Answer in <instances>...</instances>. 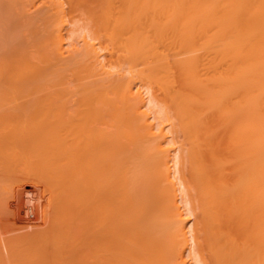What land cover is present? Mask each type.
Returning <instances> with one entry per match:
<instances>
[{
	"label": "bare ground",
	"instance_id": "bare-ground-1",
	"mask_svg": "<svg viewBox=\"0 0 264 264\" xmlns=\"http://www.w3.org/2000/svg\"><path fill=\"white\" fill-rule=\"evenodd\" d=\"M0 264H264V0H0Z\"/></svg>",
	"mask_w": 264,
	"mask_h": 264
},
{
	"label": "rangeland",
	"instance_id": "rangeland-1",
	"mask_svg": "<svg viewBox=\"0 0 264 264\" xmlns=\"http://www.w3.org/2000/svg\"><path fill=\"white\" fill-rule=\"evenodd\" d=\"M27 183H29V182H27ZM18 185H19V184H18ZM18 185L16 186V189H15V190L17 191V193H16V191H15V193L13 194V196H14L13 198H15V199L13 200V198L11 197L12 194L10 195V197L12 198V200H9L10 197L8 198V200H9V201H8V205L11 206V207L13 208L12 210H14V212H13L14 214H15V212L18 214V212H19L18 209H17L16 204L21 203V206H23L22 208H19V207H21L20 204H19V206H18L19 210H20V209H25V210H26V209H28V207H29V204H30V203H29V199H30V198H33V201H34V200H36L37 202H38V201H40V202L42 201L41 195H39V194L41 193V191L39 192V190L41 189V188H40L41 186H35V185L32 184V183H29V184H26V185H25V184H23V185H19V187H18ZM30 185H31V186H30ZM32 185L34 186V188H33ZM23 186H24V187H23ZM30 187H31V188H30ZM35 187H38V188L35 189ZM18 188H19V189H18ZM21 188H22V189H21ZM23 188L26 189V190H27V189H30V190H31V189L33 188V190L35 189V190H37L39 193H38V194H35V193H36V192H34L35 190H34L33 192H31L32 190H31V191L29 190L30 192H28V191L24 192V189H23ZM39 188H40V189H39ZM18 190H19L21 193H19ZM22 190H23V191H22ZM32 193H33V194H32ZM16 194H17V195L22 194V196H23V195H24V196H23V198H22L21 195H20V196H17ZM26 194H27L28 196L30 195V197H28ZM31 194H32V195H31ZM18 197H19V198L21 197V200H24V201L19 200L20 202H17L18 199H19ZM26 197H27L28 199H27ZM16 198H17V199H16ZM35 198H36V199H35ZM37 198H38V200H37ZM26 199H27L28 201H27ZM40 199H41V200H40ZM16 200H17V201H16ZM16 202H17V203H16ZM23 202H25L28 206H27L26 204L24 205ZM37 202H33V203L36 204ZM10 203H11V204H10ZM12 203H14V204H12ZM15 203H16V204H15ZM22 203H23V204H22ZM14 205H15V208H16V209H14V207H13ZM9 206L7 207V211L9 210L8 208H10ZM12 210L10 209V212H11ZM16 210H17L18 212H17ZM23 211H24V210H20V212H19L20 214H18L19 216L16 215V214L14 215V216L17 217V218H18V217H22V219H21V218H20V219H19V218H18V219L16 218L17 220H15V218H14V219L12 218L13 215H11V217L9 216L12 212H11L10 214L7 212V215H6V216L8 217V218H6L7 222H9V221H11V222L15 221L14 223H16V224L20 223V224H18L20 227H19V228L16 227V229H13V230H14V231H13V230H12V227H9V226H8V224H9L10 226H12L13 224H11V222L8 223V224L6 223V224H7V225H6L7 227L5 226V233H4L5 236H11V235H13L12 233L15 234L16 232H17L16 234H20L21 231L24 232L25 230H26V232H29V231L32 230L33 228L35 229V228L37 227V226H36V225H37L36 223H38V219H39V216H40V215H39V214H38V215H34V212L36 213L35 210H31L32 213L30 212V210H26L27 215H26L25 211H24V212H23ZM29 212H30V215H29ZM24 213H25V215H24ZM31 215H32V216H31ZM24 216H25V217H24ZM28 216H29V217H28ZM33 216H34V217H33ZM36 216H38V217H37L38 219L35 218ZM9 217H10V218H9ZM30 217H31V218H30ZM32 217H33V218H32ZM34 218H35V220H34ZM191 218H192V216H191ZM30 219H31V220H34V221H31ZM16 221H18V222H16ZM19 221H20V222H19ZM36 221H37V222H36ZM25 222H26V223H25ZM29 222H31V225H33L32 227H31V225L29 226V224H27V223H29ZM33 222H34V223L36 222V223H35L36 225L33 224ZM40 222H41V218L39 219V223H40ZM22 223H23L24 225H26V224H27V225L23 228V227H21ZM39 223H38V224H39ZM16 224H14V225H16ZM24 225H22V226H24ZM16 226H17V225H16ZM27 226L30 227V228H28ZM13 227H15V226H13ZM27 228L30 229V230H27ZM21 229H22V230H21ZM16 230H17V231H16ZM15 231H16V232H15ZM19 232H20V233H19ZM10 234H11V235H10ZM16 234H15V235H16Z\"/></svg>",
	"mask_w": 264,
	"mask_h": 264
}]
</instances>
